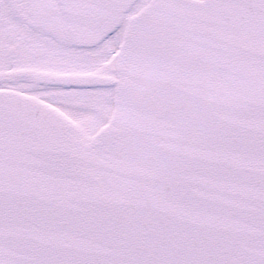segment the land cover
Returning a JSON list of instances; mask_svg holds the SVG:
<instances>
[{
	"label": "snow or ice",
	"instance_id": "6c2138e0",
	"mask_svg": "<svg viewBox=\"0 0 264 264\" xmlns=\"http://www.w3.org/2000/svg\"><path fill=\"white\" fill-rule=\"evenodd\" d=\"M0 264H264V0H0Z\"/></svg>",
	"mask_w": 264,
	"mask_h": 264
}]
</instances>
